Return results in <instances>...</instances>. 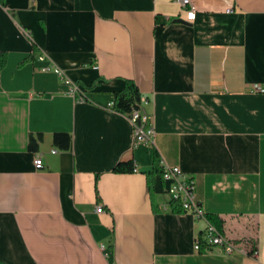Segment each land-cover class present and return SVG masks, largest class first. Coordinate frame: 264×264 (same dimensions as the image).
I'll list each match as a JSON object with an SVG mask.
<instances>
[{"label":"crops","instance_id":"crops-1","mask_svg":"<svg viewBox=\"0 0 264 264\" xmlns=\"http://www.w3.org/2000/svg\"><path fill=\"white\" fill-rule=\"evenodd\" d=\"M193 1L187 21L176 0H0V261L264 264V0ZM126 79L152 145L108 105ZM154 161L195 179L204 218L169 201ZM208 222L239 249L195 250Z\"/></svg>","mask_w":264,"mask_h":264},{"label":"built area","instance_id":"built-area-1","mask_svg":"<svg viewBox=\"0 0 264 264\" xmlns=\"http://www.w3.org/2000/svg\"><path fill=\"white\" fill-rule=\"evenodd\" d=\"M180 5L187 6L185 10L184 19L192 21L195 17L196 5L193 0H176ZM25 35L29 37V34L24 31ZM39 61H45V54L41 53L37 56ZM40 71H50L55 73L62 79V82L68 87V94L78 99H83L82 92L76 81L66 77L60 67L52 62L44 63L39 68ZM252 90L264 92V87L254 86ZM144 102L140 99L139 108L132 109L129 113H126L132 123L133 132V145L154 144V125L150 116L141 109V104ZM112 101L108 104L112 107ZM56 150H51L55 152ZM34 166L40 168L43 165L40 153H36L33 159ZM136 170L134 165L133 170ZM160 179L165 183V192L169 198V201L177 204L182 211H188L195 217L204 218L205 211L201 201L196 194V181L193 177H187L180 170L178 166L168 165L166 162H160ZM162 209H167V203L160 205ZM96 211H103L101 205L96 206ZM203 237L194 241V249L197 251H207L213 246L218 247L224 253H231L238 250L239 247L224 235L220 234L215 226L207 223L205 229L202 232Z\"/></svg>","mask_w":264,"mask_h":264},{"label":"trees","instance_id":"trees-1","mask_svg":"<svg viewBox=\"0 0 264 264\" xmlns=\"http://www.w3.org/2000/svg\"><path fill=\"white\" fill-rule=\"evenodd\" d=\"M6 62V51L0 50V68L4 66ZM112 107L121 113H129L132 109L139 108L140 106V94L136 85L129 79L124 80L122 89L114 91L112 93ZM42 136L40 133L36 135L30 134L28 137V148L36 150L38 143ZM70 135L67 132H55L52 136V143L59 148L68 149L70 147ZM154 153V152H153ZM156 158V156H155ZM134 163L132 161H119L117 162L112 170L114 172H130L133 170ZM160 169L156 166L154 161L153 170L149 173H159ZM151 182V179H150ZM151 187V183H150ZM0 264H5L0 261Z\"/></svg>","mask_w":264,"mask_h":264},{"label":"water","instance_id":"water-1","mask_svg":"<svg viewBox=\"0 0 264 264\" xmlns=\"http://www.w3.org/2000/svg\"><path fill=\"white\" fill-rule=\"evenodd\" d=\"M175 21H177V22H183V20H181L180 18L175 19Z\"/></svg>","mask_w":264,"mask_h":264}]
</instances>
